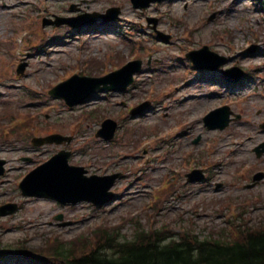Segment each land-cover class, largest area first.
I'll return each instance as SVG.
<instances>
[{
  "label": "rangeland",
  "instance_id": "obj_1",
  "mask_svg": "<svg viewBox=\"0 0 264 264\" xmlns=\"http://www.w3.org/2000/svg\"><path fill=\"white\" fill-rule=\"evenodd\" d=\"M111 7L120 18L104 27L42 25ZM149 19L169 41L154 36ZM205 46L229 60L192 81L198 73L186 55ZM133 58L143 68L126 92L97 91L72 109L50 95L75 75L103 78ZM233 67L245 74L238 83L222 77ZM0 89V128L7 127L0 129V206H19L0 217V264H36L31 255L48 256L61 245L91 251L109 233L229 242L238 231L264 230V180L248 188L264 173V155L254 152L264 143V0H165L147 9L131 0H0ZM145 102L143 113L131 115ZM222 106L241 119L209 130L204 117ZM107 119L119 125L111 142L96 137ZM22 120L31 128L21 123L8 132ZM47 130L71 141L34 146ZM61 150L86 176L121 173L111 188L116 200L60 205L23 196L21 180ZM193 169L205 170V179L189 182Z\"/></svg>",
  "mask_w": 264,
  "mask_h": 264
},
{
  "label": "water",
  "instance_id": "obj_2",
  "mask_svg": "<svg viewBox=\"0 0 264 264\" xmlns=\"http://www.w3.org/2000/svg\"><path fill=\"white\" fill-rule=\"evenodd\" d=\"M136 8H146L152 2H161L163 0H132ZM120 14L118 8L108 10L107 14H87L75 19H62L58 24L68 23L71 26L94 23L97 17H103L105 21L116 20ZM210 56L215 57L218 62H212ZM188 57L201 69H218L226 63L224 57L210 52L208 48L193 52ZM142 68L141 61H135L126 65L123 69L115 72L105 78L94 79L74 76L72 79L58 86L52 91V95L58 98H64L70 105L83 103L93 92L97 90H118L124 91L133 83V76ZM224 76L231 81L238 80L240 76H231L230 71L225 72ZM103 85V87H102ZM145 105L135 109L133 112L143 111ZM232 112L228 107L217 109L205 118V123L209 129H225L229 126ZM239 118V117H238ZM264 128V125H262ZM117 124L113 121H106L103 129L97 134L105 140H112L115 136ZM62 143L70 141L62 136H52L48 139H35L34 144L43 145L45 142ZM258 157L264 153V145L256 149ZM70 153L62 151L51 160L32 171L20 185L24 196L44 197L55 200L61 204H76L79 202H91L96 205H102L115 200V194L109 192L114 185L119 174L106 177H86V171L82 167H74L68 164ZM4 162L0 161V175L4 174ZM262 175L255 179H261ZM87 191V192H86ZM17 205H6L0 208V216L13 214L17 210ZM62 220V216L58 217ZM66 223L63 226L69 225Z\"/></svg>",
  "mask_w": 264,
  "mask_h": 264
},
{
  "label": "trees",
  "instance_id": "obj_3",
  "mask_svg": "<svg viewBox=\"0 0 264 264\" xmlns=\"http://www.w3.org/2000/svg\"><path fill=\"white\" fill-rule=\"evenodd\" d=\"M48 250L53 264H264V230L238 231L229 242L186 235L172 240L141 230L130 240L106 234L91 251L65 245Z\"/></svg>",
  "mask_w": 264,
  "mask_h": 264
},
{
  "label": "bare ground",
  "instance_id": "obj_4",
  "mask_svg": "<svg viewBox=\"0 0 264 264\" xmlns=\"http://www.w3.org/2000/svg\"><path fill=\"white\" fill-rule=\"evenodd\" d=\"M79 1H81V0H79ZM146 117V116H145Z\"/></svg>",
  "mask_w": 264,
  "mask_h": 264
}]
</instances>
